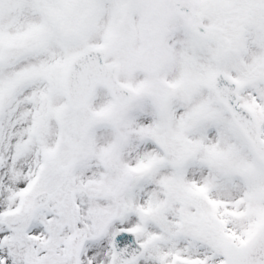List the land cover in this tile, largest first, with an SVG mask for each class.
<instances>
[{
	"label": "snow or ice",
	"instance_id": "snow-or-ice-1",
	"mask_svg": "<svg viewBox=\"0 0 264 264\" xmlns=\"http://www.w3.org/2000/svg\"><path fill=\"white\" fill-rule=\"evenodd\" d=\"M0 264H264V0H0Z\"/></svg>",
	"mask_w": 264,
	"mask_h": 264
}]
</instances>
